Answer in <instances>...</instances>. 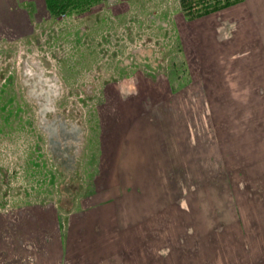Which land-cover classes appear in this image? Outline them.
I'll return each instance as SVG.
<instances>
[{"label": "rangeland", "instance_id": "rangeland-1", "mask_svg": "<svg viewBox=\"0 0 264 264\" xmlns=\"http://www.w3.org/2000/svg\"><path fill=\"white\" fill-rule=\"evenodd\" d=\"M44 6L30 28L19 14L5 22L15 32L0 34V238L19 239L15 264H29L24 217L66 231L73 209L108 203L109 147L118 128L137 119L150 128L158 205L153 198V212L143 213L142 257L127 264H264V0ZM76 16L84 18L74 24ZM88 21L93 28L77 38ZM139 46L151 50L154 70L134 65L122 77L117 62ZM24 53L58 74L60 108L74 105L84 129L68 210L60 204L63 176L18 82ZM6 252L2 246L0 264Z\"/></svg>", "mask_w": 264, "mask_h": 264}, {"label": "crops", "instance_id": "crops-1", "mask_svg": "<svg viewBox=\"0 0 264 264\" xmlns=\"http://www.w3.org/2000/svg\"><path fill=\"white\" fill-rule=\"evenodd\" d=\"M45 4L46 0H0V34L15 32L17 28L5 22L19 20V14L27 21L25 27L30 28L31 14L36 19L46 8ZM137 120L128 129L126 125L120 126L114 137L118 142L113 141L109 147L113 155L106 162L109 166L107 182L102 189V195L108 194L106 205L73 209L72 215L78 216L70 220L66 231L56 222L47 225L24 217L21 223L30 235L22 238V246L25 245L23 253L29 264H127L131 259L140 260L142 253L138 254L136 246L141 244L143 213L153 212L148 208L153 205V198L158 205V196L152 192L155 186L158 194V188L150 183L155 176V172H151L155 160L150 128L144 120ZM5 245L6 264H15L20 255L17 251L19 239L12 238V242L5 243L0 238V249Z\"/></svg>", "mask_w": 264, "mask_h": 264}, {"label": "flooded vegetation", "instance_id": "flooded-vegetation-1", "mask_svg": "<svg viewBox=\"0 0 264 264\" xmlns=\"http://www.w3.org/2000/svg\"><path fill=\"white\" fill-rule=\"evenodd\" d=\"M83 18L76 16L73 18L74 24ZM154 20L158 23L159 18ZM93 25L92 22H85L86 29L79 28L76 32L77 38H84ZM155 63L157 62L152 59L151 50L139 46L131 48L129 53L117 62L116 67L124 77L128 67L140 65L154 70ZM18 75L23 99L33 108L36 127L44 136V150L49 155L51 165L63 176L60 204L68 210L79 188L73 175L78 168L84 143V129L77 119V108L74 105L67 110L60 108L63 95L61 79L56 72L48 69L42 60L27 53L22 54L18 62ZM91 92L92 87L85 86L84 93L90 95ZM80 144V153L77 156L76 148Z\"/></svg>", "mask_w": 264, "mask_h": 264}, {"label": "water", "instance_id": "water-1", "mask_svg": "<svg viewBox=\"0 0 264 264\" xmlns=\"http://www.w3.org/2000/svg\"><path fill=\"white\" fill-rule=\"evenodd\" d=\"M80 141H81V138L79 139ZM81 143V142H80ZM80 147H81V144L80 145H78L77 146V148H76V154H77V156L79 155V153H80Z\"/></svg>", "mask_w": 264, "mask_h": 264}, {"label": "bare ground", "instance_id": "bare-ground-1", "mask_svg": "<svg viewBox=\"0 0 264 264\" xmlns=\"http://www.w3.org/2000/svg\"><path fill=\"white\" fill-rule=\"evenodd\" d=\"M98 222V221H97Z\"/></svg>", "mask_w": 264, "mask_h": 264}]
</instances>
